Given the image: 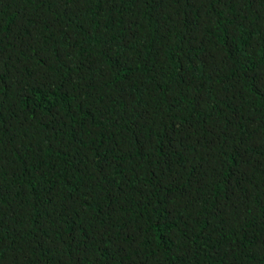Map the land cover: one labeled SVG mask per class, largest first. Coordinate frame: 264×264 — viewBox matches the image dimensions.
I'll list each match as a JSON object with an SVG mask.
<instances>
[{"label":"trees","instance_id":"trees-1","mask_svg":"<svg viewBox=\"0 0 264 264\" xmlns=\"http://www.w3.org/2000/svg\"><path fill=\"white\" fill-rule=\"evenodd\" d=\"M0 264H264V0H0Z\"/></svg>","mask_w":264,"mask_h":264}]
</instances>
